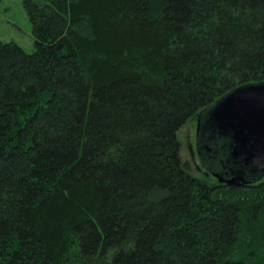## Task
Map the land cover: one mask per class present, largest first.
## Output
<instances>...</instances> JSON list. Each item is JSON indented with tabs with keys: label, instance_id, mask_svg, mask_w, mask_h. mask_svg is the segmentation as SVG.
Segmentation results:
<instances>
[{
	"label": "trees",
	"instance_id": "obj_1",
	"mask_svg": "<svg viewBox=\"0 0 264 264\" xmlns=\"http://www.w3.org/2000/svg\"><path fill=\"white\" fill-rule=\"evenodd\" d=\"M21 1L34 49L0 40V264H264V178L194 177L176 137L264 82V0Z\"/></svg>",
	"mask_w": 264,
	"mask_h": 264
},
{
	"label": "water",
	"instance_id": "obj_2",
	"mask_svg": "<svg viewBox=\"0 0 264 264\" xmlns=\"http://www.w3.org/2000/svg\"><path fill=\"white\" fill-rule=\"evenodd\" d=\"M196 154L219 184L242 188L264 178V82L236 88L196 118Z\"/></svg>",
	"mask_w": 264,
	"mask_h": 264
},
{
	"label": "rangeland",
	"instance_id": "obj_3",
	"mask_svg": "<svg viewBox=\"0 0 264 264\" xmlns=\"http://www.w3.org/2000/svg\"><path fill=\"white\" fill-rule=\"evenodd\" d=\"M0 40L14 42L27 52L34 49L33 29L21 0L0 1ZM196 119H190L176 134L180 157L189 173L197 178H210L201 167L195 147Z\"/></svg>",
	"mask_w": 264,
	"mask_h": 264
},
{
	"label": "flooded vegetation",
	"instance_id": "obj_4",
	"mask_svg": "<svg viewBox=\"0 0 264 264\" xmlns=\"http://www.w3.org/2000/svg\"><path fill=\"white\" fill-rule=\"evenodd\" d=\"M204 170V169H203ZM205 171V170H204ZM206 172V174L208 175V176H210V177H212L207 171H205ZM213 178V177H212ZM214 179V178H213ZM214 180H216V179H214ZM217 181V180H216ZM218 183V182H217Z\"/></svg>",
	"mask_w": 264,
	"mask_h": 264
}]
</instances>
